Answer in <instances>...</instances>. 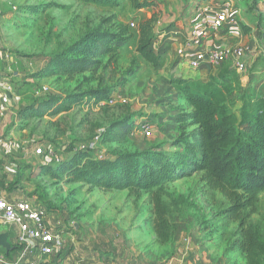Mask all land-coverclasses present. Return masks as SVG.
<instances>
[{
    "label": "rangeland",
    "instance_id": "1",
    "mask_svg": "<svg viewBox=\"0 0 264 264\" xmlns=\"http://www.w3.org/2000/svg\"><path fill=\"white\" fill-rule=\"evenodd\" d=\"M158 1L154 9L137 8L133 0H124L117 8L75 0L0 1V80L11 82L13 88L0 119V148L19 147V155L10 150L5 155L1 177L6 178V186L0 191L46 206L49 220L58 221L65 234V251L77 261L114 259L121 253L131 259L151 256L157 264H248L237 243L242 241L238 223L223 214L227 198L208 190L200 173L165 188L163 199L172 224L167 241L154 228L135 223L152 218V190H105L51 174L61 161L57 157L70 158L75 151L69 148L84 147L102 133L96 151L101 157L153 147L181 149L168 144L195 127L180 128L178 118L186 103L176 97V85L171 83L175 79H185L202 92L216 91L228 106L239 110L250 66L244 72L230 62L191 68L181 51L194 20L188 29L182 28L165 0ZM11 4L18 9L13 10ZM150 16L157 20L153 44L162 57L158 67L137 52L138 24ZM119 23L128 25L134 36L120 43L117 52L101 54L90 43L69 49L94 28L116 30ZM175 27L181 32L176 33ZM72 57L97 59L98 64L75 73L61 71L59 66ZM8 63L18 64L13 71L19 72V78L4 72ZM43 86L48 90L38 92ZM104 88L110 89L107 97L100 95ZM125 116L134 117L137 126L129 135L114 139L118 122ZM232 118L239 122L235 113ZM147 123L150 129L144 131ZM39 146H49L56 156L36 154ZM14 156L19 157L17 169ZM2 160L0 156V164ZM252 219L264 223V193ZM60 257L44 258L45 264H61Z\"/></svg>",
    "mask_w": 264,
    "mask_h": 264
},
{
    "label": "trees",
    "instance_id": "2",
    "mask_svg": "<svg viewBox=\"0 0 264 264\" xmlns=\"http://www.w3.org/2000/svg\"><path fill=\"white\" fill-rule=\"evenodd\" d=\"M75 1L113 8L120 7L124 2ZM133 2L137 8L151 7L155 3L149 0ZM155 22L154 16L139 22L137 52L145 61L158 67L162 57L153 47L157 39ZM133 36L129 26L123 23H119L116 30L97 27L83 35L69 49L90 43L101 54H109L117 52L120 43L130 41ZM95 64H98L97 59L72 57L67 58L59 69L75 73ZM171 83L176 85L180 91L179 97L186 103L178 118L180 128L185 131L187 127H195L188 134L183 132L177 142L168 144L170 147L182 146L181 149L163 151L153 147L140 152H119L114 158L101 157L96 153L99 141L95 142L94 137L84 147L69 148L75 151L70 158L61 155L58 168L51 170L53 178L64 177L65 181L85 182L105 190H152L154 230L161 240L167 241L171 238L172 224L169 205L163 199L165 188L169 183L200 173L208 190L221 192L227 198L228 205L223 209V214L238 223L237 231L242 235V241L237 243L247 263L264 264V223L252 219L258 211L260 196L264 193V95L251 108L245 104L244 97L240 100L244 102L239 107L237 123L232 118L234 112H230L235 106H228L216 91L196 90L193 84L180 78ZM100 91L102 97L110 93L109 88ZM118 123L114 139L129 135L137 126L131 116H125ZM99 136L101 138L103 133ZM45 155L54 158L48 153ZM5 179L4 176L0 179V186H6ZM48 207L54 209L51 204Z\"/></svg>",
    "mask_w": 264,
    "mask_h": 264
},
{
    "label": "built area",
    "instance_id": "3",
    "mask_svg": "<svg viewBox=\"0 0 264 264\" xmlns=\"http://www.w3.org/2000/svg\"><path fill=\"white\" fill-rule=\"evenodd\" d=\"M11 8L17 10L15 4H11ZM238 25L237 9L232 1L199 7L198 16L193 22L181 55L187 58L189 66L193 69L200 68L202 64L219 66L230 62L236 70L244 72L247 69L246 55L249 47L205 48L207 42L220 31L235 29ZM132 26H135V23H132ZM1 87L6 93H12L11 82H2ZM47 90V86H43L38 92ZM114 102L112 99L111 103ZM143 129L149 131L150 126L146 124ZM99 139V135L95 136V142ZM35 153L56 156L52 149L44 146L36 148ZM6 164L7 162L2 160L0 177L4 172L3 165ZM18 167L19 165L15 164V169ZM4 192L6 191H0V226L13 230V244L16 249L11 255L0 251V264H45L44 258L56 260L66 247V238L60 223L50 221L47 207L35 199L19 196L11 198V195L5 197L2 195Z\"/></svg>",
    "mask_w": 264,
    "mask_h": 264
},
{
    "label": "crops",
    "instance_id": "4",
    "mask_svg": "<svg viewBox=\"0 0 264 264\" xmlns=\"http://www.w3.org/2000/svg\"><path fill=\"white\" fill-rule=\"evenodd\" d=\"M149 1H154V5L142 9H154L156 5L161 2L158 0ZM225 1H232L235 4L239 25L235 29H224L220 31L217 36L212 37V39L207 42L205 48H230L236 46L249 47L250 50L246 55V63L248 66H250L251 70L249 73L248 81L244 86V101L247 107L251 108L254 107L258 99L264 95V0H165L164 4L167 7H171L172 11L175 12L176 17H179L178 21H180V26L182 28L188 29V26L191 24V22L198 16L199 7L205 5H221ZM151 17L152 16L148 17L147 19ZM155 21L157 20L155 19ZM174 31L176 33H180L181 29L180 27H175ZM137 32L138 33L136 34V36L139 40V30ZM153 47L156 48L154 44ZM13 67L18 68V64L15 63L14 65L13 63H8L7 67H5L4 72L7 73L10 78H19V72L13 71ZM200 68L208 69V65L202 64ZM4 81L5 80H0V119L1 117H4L7 107L6 105L12 95V93H6L2 90L1 84ZM174 88L177 91L176 97L180 100V91L177 87ZM244 101L239 100V105L237 106L242 107ZM237 109L238 108L236 107L231 108L230 112H234L237 116L240 117V111ZM2 125L3 124L0 123V132L2 131ZM7 150H10L12 154L14 153L15 155H19V147L17 150H15L12 148L8 149V146L5 145L2 146V149L0 148V156L1 158H3V160H6L8 158H5V155L11 154L10 151H8V153ZM14 158L16 159L15 164L19 165V157L14 156ZM0 179H2V177ZM2 195H4L5 197L10 196V194L7 192L2 193ZM132 213L130 214V217H132ZM152 221L153 214L152 218L149 221L144 218L135 221V223H137V225H141L142 228H154V224ZM129 223H131L130 220ZM76 228H80V226H77ZM66 251L64 248L60 255L61 257L59 258V260L62 259L61 264H69L68 261H70V263L72 264H157V261L154 260L151 256H149L150 258L148 257V259H131V257L129 256L123 258V254L121 253H116V257L114 259L106 258L97 262L89 260L77 261L75 260L74 256L69 253L68 250ZM168 264H172V261Z\"/></svg>",
    "mask_w": 264,
    "mask_h": 264
},
{
    "label": "water",
    "instance_id": "5",
    "mask_svg": "<svg viewBox=\"0 0 264 264\" xmlns=\"http://www.w3.org/2000/svg\"><path fill=\"white\" fill-rule=\"evenodd\" d=\"M13 230L0 226V251L10 254L16 249L13 244Z\"/></svg>",
    "mask_w": 264,
    "mask_h": 264
}]
</instances>
